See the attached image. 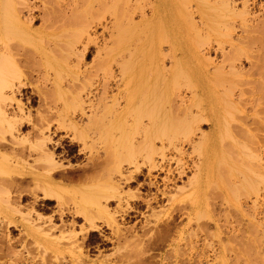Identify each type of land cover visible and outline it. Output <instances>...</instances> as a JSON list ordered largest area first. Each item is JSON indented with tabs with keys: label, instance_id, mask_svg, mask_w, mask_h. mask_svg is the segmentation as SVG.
I'll return each instance as SVG.
<instances>
[{
	"label": "bare ground",
	"instance_id": "obj_1",
	"mask_svg": "<svg viewBox=\"0 0 264 264\" xmlns=\"http://www.w3.org/2000/svg\"><path fill=\"white\" fill-rule=\"evenodd\" d=\"M94 1L86 0L81 4L74 0L65 6L60 5L57 10L53 7L45 10V24L49 22L50 25L41 28L33 27L37 18L33 12L36 4L30 0L23 1V6L16 11L0 4L3 10L0 13V222L7 227H0L2 232L7 229L0 242V259L8 258L3 264H95L88 260L83 247L95 241V219L104 213L105 222L115 228L113 235L117 234V240L123 235L127 238L116 225L113 213L107 209V202L117 198L119 207L126 205V217H130V209L138 212L145 199L140 193L123 192L121 185L129 184L132 179L138 182L134 173L139 171L141 161L147 168L145 175L150 187H158L146 201L148 207L152 208L153 202L159 201V195L173 191L169 187L175 177L171 175L170 167L156 161L155 155L161 154L162 150L154 141L166 139L174 145L173 140L177 138L172 132L174 124L187 129L184 134L192 148L200 144L196 149L198 156L202 154V160L198 157L199 161H195L197 170L194 176L187 184H173L176 187L171 196L188 199L192 214V210L206 204V196H210L205 182L210 180L217 136L216 133H201L196 138L192 125L207 121L215 129L226 128L227 132L229 129L228 119L218 116L220 106H217L216 89L219 88L213 80L224 85L237 83L241 87V97L246 94L245 86L253 85L251 92L257 89L263 94L252 100L253 103L264 105V58L255 45V42L264 40V16L261 20L252 16L257 0H215L224 10L221 14L227 23L224 34L231 45L228 51H222V64L213 75L206 66L207 52L201 53L193 46L195 39H191L187 29L182 31L186 25L194 27L189 7L177 8L176 0H123L121 5L111 0V5L104 4L113 11L109 14V22L103 25V31L110 28V34L95 54L98 68L104 70L105 77L95 86L90 82L92 75L82 79L80 71L87 44L95 40V29L83 14L86 9H94ZM199 1L203 18L208 16L207 9L217 8L213 7L211 0ZM148 6L150 12L146 10ZM234 17H239L244 25L236 38L231 28ZM161 23L164 26H159ZM204 25L203 21V29ZM195 31L199 35L202 29L198 26ZM166 34L172 49L168 67L165 64L160 66L163 48L157 43ZM12 39L17 42H10ZM25 39L33 43L32 49L20 43ZM208 44V41L204 42V45ZM246 61L251 69L244 66ZM24 63L29 70L22 68ZM181 78L192 94L188 98L184 95ZM34 81L36 85H32ZM31 87L32 92H28ZM157 91L163 96L160 103L154 101ZM20 96L26 98L28 106L35 101L34 96L39 98L37 117L26 109ZM227 101L238 110L235 99ZM23 128H26L25 133ZM67 138L75 143L66 146L64 141ZM102 139L109 144L102 155L98 151L94 153L93 149L89 151L87 163L91 171L88 175L82 177L73 174L74 171H66L65 159L76 146L80 155ZM180 146H176L178 150H182ZM115 155L117 161L113 160ZM124 165L129 167L124 169ZM156 170L168 171V175L161 179L152 173ZM183 172L179 170L180 175ZM160 179L164 185L162 192L159 191ZM19 181H26L29 189L20 188ZM81 182L86 185L71 188L65 185ZM30 184L33 186L29 187ZM84 192L93 195L89 194L93 200L89 201L91 207L88 210L81 205ZM136 197L142 203L131 206L130 198ZM51 198L57 199L55 214L50 207ZM49 209L52 215L47 216ZM70 214L73 219L79 217L77 214L84 216L85 225L78 227L80 230L88 228L89 232L87 230L88 237H83L81 242L76 224L69 225L64 221L63 217ZM160 220L157 215L154 224ZM12 227L19 228L24 237H12ZM29 244L37 249L38 261Z\"/></svg>",
	"mask_w": 264,
	"mask_h": 264
},
{
	"label": "rangeland",
	"instance_id": "obj_2",
	"mask_svg": "<svg viewBox=\"0 0 264 264\" xmlns=\"http://www.w3.org/2000/svg\"><path fill=\"white\" fill-rule=\"evenodd\" d=\"M23 1L25 0H0V4H5L6 9L16 11L18 9L20 10V7L23 6ZM73 1L74 0H30V2L36 4V8L33 12L37 18L33 21V27L41 28L49 23L46 22L45 24V10H49L52 7L57 10L60 5H66ZM85 1L79 0V3H86ZM122 1L123 0H112V2H116L118 5H121ZM112 2L111 0H95L94 9L85 8L86 10L83 13L87 15L95 29V40L87 44L88 48L85 50V56L82 58L80 71H82V79H86L88 75H92L93 80L90 82L94 83V86L105 77L104 70L98 68L95 61V54L96 50L101 47L106 39H108V34H110V28L106 29L107 31H103V25L110 20L109 14L113 10L109 9L107 6L111 5ZM211 2L213 7L217 8L207 9L208 16L204 18L199 11V8L202 6L199 0H176V6L177 8L183 9L189 7L192 11L194 27L188 28L186 25V28H183L182 31L185 29L186 32L187 29L189 35H192L191 39H195L192 42L193 46L200 49L201 53L207 52L205 57L207 58L208 64L206 66L213 75L214 70L219 68L222 64L224 58L223 54H221L222 51H228L231 42L224 34L227 27L225 19L221 17L222 11L224 10L219 8V3L217 1L211 0ZM146 10L150 12V7H146ZM2 12L3 10L0 9V13ZM8 12L13 13L11 11ZM252 12V16L261 20L264 16V0H257V7L256 9H252ZM1 15L2 14H0V16ZM138 17L139 16H137L136 19H138ZM214 18L217 20L213 21ZM231 20V28H233L232 33L236 38L241 34V26L244 25L239 17L237 19L234 17ZM203 21L205 23L204 29L202 26ZM49 25L50 24H48V26ZM159 26L164 25L161 23ZM198 26L202 29L199 35H197L195 31ZM1 36L2 35H0V37ZM6 38L9 37L6 36ZM169 40L166 34L157 41L159 45L162 44L161 47L163 48V59L162 64L159 62L160 66H164V64L166 65L165 67L170 66L172 49ZM14 41L17 42L16 39H12L10 42ZM205 41H208L209 44L204 45ZM20 43L32 49L30 48L33 46L31 41L25 39L23 41L20 40ZM255 43L259 53H261L264 58V40ZM204 47H206V49H204ZM177 53L179 54L178 51ZM244 66L246 69H251L248 61L244 63ZM22 68L29 70L26 63L23 64ZM53 76L54 73L51 71V77ZM35 78L36 77L33 79ZM213 82L214 85L219 88L216 89L217 106L219 105L221 110H219L218 116H224V118L226 117L228 119L229 129L228 132L226 128L215 129L212 127L211 123L207 121H201L199 124L192 125L193 129H195L196 138H198L201 133H216L217 135L214 141L216 154L214 160L211 162L210 180L206 179L205 182V187L208 190L207 195H210L206 196V204H203L199 209L192 210L193 213L191 214V204L188 199L181 200L183 196L179 195L177 196L178 198L171 197L176 185L181 186L184 183L187 184L189 179L194 176L197 170L194 163L198 160V157L201 159L202 156V154L198 156L199 153L196 149L197 147L199 149L200 144L194 148H192V144H188L189 138L184 134L187 129L184 126L174 124L172 132L174 131V135L179 138L178 140L174 138V145L176 143L178 146L181 145L182 147L180 146L179 148L182 150H178L176 147L177 145H175L176 149H174L175 147H172L174 145H170V142L166 139H162L161 141L160 139H156L154 141L156 147L159 148L160 151L162 150L161 154L155 155L156 161H158V163H163L165 167H170V170L173 172L171 175L175 177L173 182H171L172 184L169 183V185L171 184V188L169 187V189L173 191L159 195V201L153 202L152 208L148 207L146 201L152 197L151 194L157 192L158 187H150V181L145 175L147 168L141 161L140 167L138 168L139 171H135L136 173H134V175L136 174V178H139L138 182H134L132 179L129 184L123 183V185H121L123 192L140 193L145 199L142 203L137 197L130 198L129 202L131 206L139 205V202L143 204L138 209L139 213L131 211L130 209L128 210L130 217H126L124 211L127 210V206L122 205L119 207L117 198H111L107 202L108 204L106 203L108 206L107 209L113 213V217L117 223L116 225L123 230L121 233H126L129 240L124 238L125 235H123L124 237H122V239L117 240V234L113 235V233H115V228L105 222V213L101 214L100 217L95 219L97 225L96 230L93 231L95 233V241L83 247L84 253L88 255V260L94 261L95 264H264V105L258 106L255 104L256 102L253 103L252 101L256 97L259 98V96H263V94L258 92L257 89L251 92L253 85L249 84L245 86L244 89L246 94L244 96L242 94L241 97L239 95V88L241 87L237 83L228 82L224 85V83L222 84L216 79L213 80ZM180 83L184 90V95L188 98L192 94L189 92V89H187L186 82L181 78ZM36 84L37 83L34 81L32 85ZM32 89V87L28 88V92H32ZM237 96H240V98H237ZM162 97L160 91H157L154 101L160 103L159 100L162 99ZM20 98H22L26 109L31 110L34 118L37 117V111H39V98L34 96L35 101L29 106L25 103L26 98L24 96H20ZM234 99L237 103L238 110L236 107H232L228 104L227 100L233 101ZM239 99H241V101ZM238 100L240 102H238ZM251 103L253 105L255 104L256 107ZM66 107H70V105L66 104ZM25 129L26 128L22 129L23 133L26 132ZM233 136H235V138ZM72 143L75 142L70 138L64 141L66 146ZM108 144V141L102 139L95 144L94 148L93 145L91 150H87L80 155H78L79 147L76 146L71 155H69V158L65 159L67 162L66 171H74L73 174L82 177L88 175V172L91 171L89 167L90 164L87 163L88 155H90L89 151L93 149L94 153L98 151L101 153L100 155H102L104 154V148H106ZM163 145L165 146L163 147ZM246 151H249L248 153L251 157ZM246 153L248 156H246ZM258 156L261 158L259 159ZM102 157H104V155ZM113 160H118L116 155ZM124 166V169L129 167L127 165ZM179 170H184L183 174L180 175ZM152 173L154 175H159L161 179L168 175V171L162 172L156 170L152 171ZM161 179L159 191L162 192L164 185ZM101 180L102 179L99 178L100 182ZM140 183H144L145 185L140 186ZM65 185L71 188L75 186H84L86 184L81 182L80 184L65 183ZM18 186L26 190V187L28 188V183H26V181H19ZM32 186L33 185L30 184L29 187ZM255 186L257 188H253ZM88 192H84V200L81 199V205L87 210L91 207L89 201L93 200V195ZM89 194L92 197H90ZM65 195H67V193ZM68 196H70V194H68ZM54 198H51L53 203L50 205L51 209H53V213L52 210L49 209L46 211L47 216H50L51 213L55 214L54 211L57 209V199L55 200ZM86 200L88 201L86 202ZM157 215L161 217V220L154 224ZM76 216L79 217L74 218L75 220L72 214L63 218L66 224L73 225L72 222L76 224V232L79 242H81V240L88 237L85 234L88 228L87 230L85 228L86 231L80 230V225H85V220H83L84 216L81 214H77ZM57 221L60 223L59 216L57 217ZM1 226L7 228L5 224L0 222V227ZM10 229H12V237L15 239L21 238L22 234L19 232V228L12 227ZM1 230L3 229L0 228V232H2ZM6 230L4 229V231L0 233V242L2 239L4 240ZM23 237L24 236H22V238ZM123 238L125 240H123ZM28 242H30V239ZM17 245H19V243H17ZM29 247L33 249L35 246H32V244L30 246L29 244ZM16 248L19 249L22 247L16 246ZM31 251L35 260L38 261L39 254L37 249ZM6 259L8 258L0 259V264H3ZM85 264H90V262Z\"/></svg>",
	"mask_w": 264,
	"mask_h": 264
}]
</instances>
